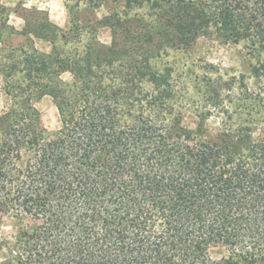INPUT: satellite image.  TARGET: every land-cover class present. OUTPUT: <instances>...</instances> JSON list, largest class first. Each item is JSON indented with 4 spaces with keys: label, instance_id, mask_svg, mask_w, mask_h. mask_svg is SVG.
<instances>
[{
    "label": "trees",
    "instance_id": "1",
    "mask_svg": "<svg viewBox=\"0 0 264 264\" xmlns=\"http://www.w3.org/2000/svg\"><path fill=\"white\" fill-rule=\"evenodd\" d=\"M65 1L67 30L47 15L13 10L24 21L17 30L0 0L1 40L9 29L31 49L18 45L13 65L0 56L1 71L20 73L3 83L10 104L0 112V227L8 218L9 229L0 231V264H264L258 112L246 107L249 121L232 126L227 121L242 112L224 111L214 137L204 125L208 112L194 110L200 122L187 126L190 110L167 101L163 88L171 85L146 61L142 41L151 44L154 33L141 41L131 34L133 19L113 12L112 41L100 44L102 23L90 15L80 29ZM102 1L78 3L91 14ZM121 1L124 16L144 3L156 12L160 47H187L213 28L225 43L264 49V0ZM82 34L84 49H64ZM30 35L48 40L51 51L38 50ZM105 57L125 64L105 70ZM45 95L59 114L53 131L35 106ZM213 248L223 254L212 257Z\"/></svg>",
    "mask_w": 264,
    "mask_h": 264
},
{
    "label": "rangeland",
    "instance_id": "2",
    "mask_svg": "<svg viewBox=\"0 0 264 264\" xmlns=\"http://www.w3.org/2000/svg\"><path fill=\"white\" fill-rule=\"evenodd\" d=\"M3 2L11 10L7 22L17 30L23 27L24 21L13 10L19 14L28 15L29 19L43 20L44 16L47 15L53 21L49 19L52 23H57L56 25L64 30L71 26L70 14L65 7V0H2ZM67 3L71 13H73L72 18L81 24L80 29L89 28L84 22L90 15L102 23L96 33V40L100 44L110 45L112 41L114 28L106 21L112 20L108 16L113 12L120 14L121 19H133L131 34L140 38L141 41L145 33H154L151 44L146 42L145 44L142 41L145 48L143 50L148 52L149 57L151 56L146 61L152 71L162 74L171 85L169 92L166 90L167 88H163L167 101L182 105L190 110L184 119L187 126L193 127L197 122H200L193 113L194 110L200 113H209L204 119V125L207 133L213 137L221 129V120L225 118L224 111H228L229 114L233 111L242 112L241 114L234 113L232 119L227 121V124L232 126L243 123L244 120L249 121L250 117L246 115V107L257 111L258 114L255 117L261 116L260 119L264 120V49L253 54L246 47V41L225 43L216 37L213 28H208L206 30L208 33L199 35L187 47H160L155 33L156 12L150 8L148 3L128 11L127 17L122 13L124 7L121 0L116 2L103 0L101 5L94 9L91 14L88 11L89 8L84 4H79L78 0H69ZM9 31L6 29L3 33V40L0 37V56H4L10 61L8 65H13L16 63V59L22 57L19 56L22 52L15 49L18 45L24 44L23 46L29 53L31 49L29 47L30 41L26 36L14 35ZM30 37L33 36L30 35ZM32 39L38 50L46 53L51 51V44L48 40ZM76 40H80V43L73 42L70 46H65L64 49L77 48L79 51L84 49L81 45L86 43V35H79ZM61 45L60 42H57L58 47ZM140 53L141 51L137 55ZM103 59L111 62L106 57ZM112 59L114 58L112 57ZM119 64L125 63L114 61L109 65L102 62V67L106 70L110 68L108 66ZM6 74L13 77L20 75V73L7 70L5 67L1 71L0 67V112L10 104V97L5 94L3 89ZM63 78L68 80L70 74H64ZM35 106L40 112L42 124L46 129L49 131L56 130L60 121L52 97L43 96L35 103ZM257 126L259 128L264 127V124L260 122ZM260 131L256 130V133H260ZM7 224H9L8 218L4 219V223L0 227L1 232L8 231L9 226ZM210 254L214 258L220 257L223 254V249L213 248Z\"/></svg>",
    "mask_w": 264,
    "mask_h": 264
},
{
    "label": "crops",
    "instance_id": "3",
    "mask_svg": "<svg viewBox=\"0 0 264 264\" xmlns=\"http://www.w3.org/2000/svg\"><path fill=\"white\" fill-rule=\"evenodd\" d=\"M3 4L5 5V3L3 2ZM6 6V5H5ZM50 19V18H49ZM51 20V19H50ZM52 21V20H51ZM53 22V21H52ZM55 23V22H54ZM57 24V23H56ZM59 25V24H58ZM18 30H20V29H18Z\"/></svg>",
    "mask_w": 264,
    "mask_h": 264
}]
</instances>
